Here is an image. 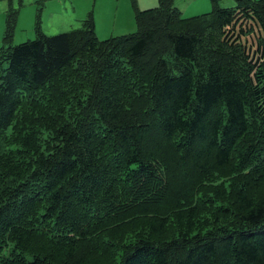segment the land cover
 I'll return each instance as SVG.
<instances>
[{
    "label": "trees",
    "instance_id": "trees-1",
    "mask_svg": "<svg viewBox=\"0 0 264 264\" xmlns=\"http://www.w3.org/2000/svg\"><path fill=\"white\" fill-rule=\"evenodd\" d=\"M212 1L0 47V264H264V0Z\"/></svg>",
    "mask_w": 264,
    "mask_h": 264
},
{
    "label": "rangeland",
    "instance_id": "rangeland-1",
    "mask_svg": "<svg viewBox=\"0 0 264 264\" xmlns=\"http://www.w3.org/2000/svg\"><path fill=\"white\" fill-rule=\"evenodd\" d=\"M77 1H82L86 7L88 4L94 12H98L99 18H102L104 13L110 12L109 23L111 25L114 24V21H112L113 14L121 5L129 3L132 8L131 0H0V47H13L35 39L36 23L39 24L41 32L47 36L81 27L80 21L76 23L72 19H67L80 9ZM97 2H102L100 9L95 7ZM69 4L74 6L75 10H72ZM216 4L220 8H232L236 6V1L217 0ZM175 6L181 10L182 17L190 18L210 12L213 9V1L175 0ZM62 9L64 10L61 11ZM10 11L15 12L14 23L11 29V37L9 41H5V22ZM55 12H61V16H58ZM252 23L253 20L246 18L242 10H239L233 21L234 26L230 28L228 33L235 37L239 36L240 43L246 46L249 56L253 55L256 59L258 54L255 49H257V39L260 34L258 28ZM135 31L136 28L134 27L130 33Z\"/></svg>",
    "mask_w": 264,
    "mask_h": 264
},
{
    "label": "crops",
    "instance_id": "crops-1",
    "mask_svg": "<svg viewBox=\"0 0 264 264\" xmlns=\"http://www.w3.org/2000/svg\"><path fill=\"white\" fill-rule=\"evenodd\" d=\"M77 3L80 9L74 12L73 14H71L70 17H68L67 19L68 20L72 19L74 22L78 23L79 21L81 22L82 20H84L87 17V15L90 12H92L93 20L95 24V34L100 40L114 36L129 34L130 31H132L133 28L135 27V23L133 19L134 16L133 9L130 7L129 3L121 5L116 11V13L114 12L112 18L114 24L112 25L109 23V20L111 18L110 12L104 13L102 18H99L98 12L97 11L94 12L89 7L88 4L86 7V5L84 6V3L82 1H77ZM135 3H136V7L142 11L156 7L155 5L158 4V0H135ZM69 6L72 10H75L74 6L70 4ZM101 6H102V2L95 3V7H98L100 9ZM177 9L181 13V10L179 8ZM63 10L64 9H62L61 11ZM60 13L61 12H55V14H57L58 16H61Z\"/></svg>",
    "mask_w": 264,
    "mask_h": 264
}]
</instances>
